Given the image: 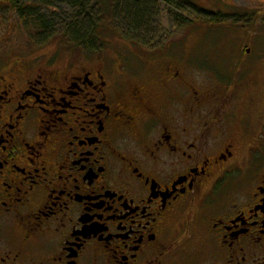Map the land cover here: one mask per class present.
Segmentation results:
<instances>
[{
	"label": "flooded vegetation",
	"instance_id": "af4514ba",
	"mask_svg": "<svg viewBox=\"0 0 264 264\" xmlns=\"http://www.w3.org/2000/svg\"><path fill=\"white\" fill-rule=\"evenodd\" d=\"M156 51L0 59V264H264V104Z\"/></svg>",
	"mask_w": 264,
	"mask_h": 264
},
{
	"label": "rangeland",
	"instance_id": "374dc122",
	"mask_svg": "<svg viewBox=\"0 0 264 264\" xmlns=\"http://www.w3.org/2000/svg\"><path fill=\"white\" fill-rule=\"evenodd\" d=\"M148 1L156 7L150 20L152 35L149 38H146L145 34H142L144 38H141L137 34L139 31L131 36L118 15V11L120 14L124 10L123 5H111L110 10L103 14L104 7L100 10V6L91 4L92 11L99 13L98 17L93 16V20H100V23L104 25L103 29L110 31L112 26L118 27L122 34H129L134 38L140 37L141 44L133 41L137 46L147 44L144 49L143 47H139L140 50L133 49L119 35H115L108 43L99 45L100 48L91 53L74 49L73 43L65 41L66 39L62 36L75 12L67 0H56L51 2L53 5L51 8L40 6L37 9L35 15L40 19L43 18L49 26L48 33L51 37L45 42L39 40L40 29L34 26L35 22L23 25L16 12L6 10L3 8L5 3L0 2V59L6 63L20 59L27 63L49 61L62 70L63 66H66L63 60L72 57L89 62L101 60V62H107L104 67H108V63L111 62L109 59L117 54L128 56L130 52H134L140 53L143 57L144 50L157 47L154 50H161L159 47L171 42L173 48L168 53L170 57L181 59V63L189 67L198 68V72L204 73L209 69V66L201 65L204 62L216 64L227 74L226 77L230 78V83L243 84V78H249L245 92H250L260 105L264 104V22L262 21L264 20V0H186L192 6L206 12L223 10L227 14L243 11L256 13L251 20L228 19L219 24H210L208 18L201 20L203 17H199L198 19L188 9L181 11L172 8L164 0ZM122 21L125 23L123 18ZM188 22L191 24L186 26ZM90 65L86 62V66ZM159 66L160 63L143 64L142 60L134 63L130 61L127 70L130 72L136 69L141 78H146L159 71ZM248 66L253 69L247 71ZM241 67H246V70L239 69ZM229 69L235 70L229 73L232 72ZM246 140L244 139V142ZM247 147L248 143L245 145L246 151Z\"/></svg>",
	"mask_w": 264,
	"mask_h": 264
},
{
	"label": "trees",
	"instance_id": "16d2710c",
	"mask_svg": "<svg viewBox=\"0 0 264 264\" xmlns=\"http://www.w3.org/2000/svg\"><path fill=\"white\" fill-rule=\"evenodd\" d=\"M48 0H0L2 2L3 8L8 11H15L19 16L20 22L23 25H26L28 22H35L34 26L40 29L39 40L41 42H45L51 36H49L48 29L49 26L42 18H38L35 13L38 11L37 9L40 6H45L47 8L53 7L51 2H55L56 0H52L51 2H47ZM72 10H75L71 16V23L65 28L63 32V38L66 39L69 43H73V48L78 51H84L87 53H91L95 51L100 46H103L105 43L116 36H120V38L126 42L130 43L131 48H144L146 45L137 46L135 44L139 42L140 37L144 38L142 34H145L146 38H149L152 35V27H151V18L152 13L156 10V7L148 0H67ZM167 5L170 7L186 10L191 12V14L198 18L203 17L201 20H205L208 18L210 24H219L227 21L228 19H254L256 13L254 11H243L240 13H225L223 10L217 12H206L205 10L199 9L196 6H192L186 0H164ZM91 4H95L100 6V10H103V14L110 10L111 5L113 6H122L124 10L119 14V18H121L122 24L127 30L131 33V36L134 35V32L137 33L140 37H131L129 34H122L121 30L118 27L112 26L111 30L103 29V24L99 21L93 20V16L98 17V12L95 13L92 11ZM190 9V10H189ZM102 14V13H100ZM117 14V13H116ZM242 14V15H241ZM202 15V16H201ZM125 21V23L122 21ZM148 20V21H146ZM86 21V22H85ZM264 22V20H262ZM145 23V25H144ZM191 22L186 24V26L190 25ZM107 34V37H106ZM135 41V42H133ZM71 46V45H70ZM71 46V47H72ZM151 46V45H150ZM140 47V48H139ZM202 66H209L204 74H214L213 78L218 80L219 83L225 81L226 84H229L230 78H225L224 80H220L217 74H224V72L216 65V64H208L202 63ZM253 67L248 66L247 71L252 70ZM198 70V68H197ZM233 73L235 69H229ZM246 70V67H245ZM244 70V71H245ZM202 73V72H199ZM229 81V82H228ZM243 83L245 87L249 84V78H243Z\"/></svg>",
	"mask_w": 264,
	"mask_h": 264
}]
</instances>
